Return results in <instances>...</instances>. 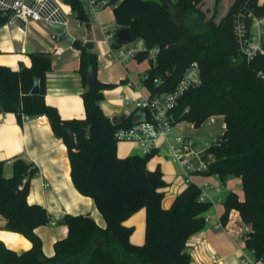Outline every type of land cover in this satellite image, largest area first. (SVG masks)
<instances>
[{
    "label": "trees",
    "instance_id": "obj_1",
    "mask_svg": "<svg viewBox=\"0 0 264 264\" xmlns=\"http://www.w3.org/2000/svg\"><path fill=\"white\" fill-rule=\"evenodd\" d=\"M81 20H88L82 0H63ZM205 0H111L115 21L127 28L133 39L144 38L149 47L160 46L156 64L145 85L152 94L172 91L192 61H198L203 82L188 90L179 100L177 120L188 121L195 128L212 116H222L226 123L220 140L207 149L210 156L206 175L241 178L244 198L229 191L224 200L221 221L225 225L233 209L242 222L250 225L245 242L256 261L264 262V54L248 61L237 47L233 16L244 0H232L221 12L219 0L206 15ZM264 14V3L256 4ZM220 18L217 20V15ZM9 16L0 11V26ZM80 50L79 73L86 89L82 93L84 118L64 119L56 106L46 102V73L52 69L49 51L30 53L31 65L13 68L0 64V101L5 111L14 112L20 124L28 118L46 115L56 136L63 139L71 162V177L76 188L91 196L106 219L100 226L87 214L67 213L62 221L68 235L55 242V253L47 256L35 229L48 223L51 216L38 203L28 201L30 178L37 166L21 157L13 160L11 176L3 175L0 162V214L7 219L5 228L24 234L32 247L22 252L0 239V264H191L185 251L188 239L207 225L205 213L212 201L199 199L201 188L192 182L179 192L171 207L163 206L164 191L150 182L155 175L163 181L160 167L148 168L157 154L118 155V129L133 124L132 112L120 124H114L101 103L104 91L115 87L98 79L89 88L90 68L98 72V53L83 41L72 44ZM116 46L115 43H113ZM146 52L139 59H145ZM154 77L162 82L155 86ZM41 79V92L31 94L35 79ZM189 110L185 112V108ZM148 119V111L140 112ZM79 134L80 148L75 149L70 134ZM145 207L146 233L143 244L131 241L134 226L124 224L133 213Z\"/></svg>",
    "mask_w": 264,
    "mask_h": 264
},
{
    "label": "crops",
    "instance_id": "obj_2",
    "mask_svg": "<svg viewBox=\"0 0 264 264\" xmlns=\"http://www.w3.org/2000/svg\"><path fill=\"white\" fill-rule=\"evenodd\" d=\"M114 7L109 11L113 17L110 14L108 17L106 16L105 9L107 7L102 10L100 14L102 22L107 23L111 17L112 22L115 20ZM33 26L34 24L29 22L25 28L19 21L10 20L0 26V64L13 68H20L23 65L30 66L31 52L25 50L27 45L33 49L32 52H51L53 56L52 69L46 73V102L56 106L64 119L84 118L86 111L82 93L86 87L83 85L82 77L79 73L80 50L71 44L68 47L70 51L67 55H65L67 47L64 46L65 51L62 54L54 55V49H46L35 35L32 29ZM30 37L35 39L39 46L37 43L31 42ZM94 50L96 51L95 48ZM108 50H104L102 53L96 51L98 53V61L102 58L106 59L104 67L98 69V79L106 83L115 84V87L104 91L105 98L101 103V107L111 118L122 113L130 115L135 111V108L133 107L131 111L127 110V106L131 107L134 105H128L126 97L149 93L147 85L141 82V77L143 76H141V71L144 69V74L150 70V62H148V58H145L148 64L142 67L141 63L144 59L141 60L138 57L126 63H120L114 57L108 55ZM129 76L140 83L139 90L128 86L127 80ZM215 118H221L222 124L218 129L214 127L208 129L206 132L208 136L222 134L226 129V123L222 116H212L207 120L213 121ZM189 123L191 124L190 128L183 129L184 131L180 132L195 136L194 131L197 128L194 127L193 123ZM127 143L128 145L118 143L119 156L125 157L134 153L141 154V150L135 143L131 141ZM17 157L33 163L38 169V172L30 178L28 201L43 205L51 216V220L48 223L35 229L42 239L45 255L52 256L55 253V242L68 235L69 228L62 221L63 216L67 213H89L100 226H106V219L98 209L95 200L91 196L82 194L73 183L67 145L62 138L55 135L48 117L40 115L28 118L24 120L23 124H20L16 114L11 111H5L0 101V162H3V175H12L13 160ZM153 165H156L154 169L160 167L165 180L168 172L166 165L169 164L162 158H158ZM180 172H182L181 166ZM212 176L206 174H195L193 176L195 183L199 186L205 182L210 183L209 195L211 198H213L211 195L212 189L215 187L220 189V182ZM235 177L240 188L236 187L235 183L237 181L234 183L233 179L226 180L224 181L225 194L229 191H234L239 195L240 199H243L244 191L241 185V178ZM186 186L182 188L175 185L170 187L169 199L165 203L163 202V206L170 208L176 195ZM218 199L222 202V205L217 204L213 213H205L206 217H208L206 227L193 234L186 243L185 251L191 255L194 264H209L212 256L219 257L223 264H238L241 256L247 255L245 239H237L234 236L240 230L242 224L239 211L233 209L230 212L231 216L227 224L224 225L221 221V215L224 211V199H221V197H218ZM214 200L213 198V203ZM52 221H55V223ZM6 222L7 219L0 214V239L19 253L30 249L33 245L31 240L22 233L6 229ZM124 224L135 227L131 235V241L135 244H143L146 233L145 207L133 213L124 221ZM201 241L204 242L205 250H202V244L199 243ZM192 243H197V246L194 247ZM260 264H264V262L260 261Z\"/></svg>",
    "mask_w": 264,
    "mask_h": 264
},
{
    "label": "built area",
    "instance_id": "obj_3",
    "mask_svg": "<svg viewBox=\"0 0 264 264\" xmlns=\"http://www.w3.org/2000/svg\"><path fill=\"white\" fill-rule=\"evenodd\" d=\"M88 20H81L70 4L63 0H0V11L9 16L10 21H19L25 28L29 22L42 21L47 25L63 24L67 28L71 18H75L78 25L91 24L97 22L105 34V40L109 45L108 55L114 57L120 63H126L136 59L140 54L146 52L150 62V69L156 64L157 56L161 51L160 46L149 47L144 38L131 39L120 46H114L119 25L116 21L115 31H111L109 26L100 20L102 10L110 5L111 0H82ZM254 2L263 4L264 0H244L233 16V32L239 52L250 61L256 56L264 54V14H258ZM56 43L62 41V33L55 29L51 34ZM65 51L62 45H57L54 55H60ZM150 73L146 71L141 77V82L145 84ZM155 86L162 82L160 77H154ZM203 82L202 71L198 61H192L184 70L182 78L176 87L169 92L154 93L149 90L148 94H140L126 97L128 105H134L135 113L148 111L150 116L129 127L118 129L116 135L121 141H131L141 150V154L151 153L153 150H160L166 146L167 155L177 162L182 168V175L188 185L195 182V174H204L209 164L207 149L220 140V134H212L204 141H200L194 135L177 132L175 127L181 122L177 120V107L180 98L190 89L200 86ZM129 87L139 90L140 83L131 76L127 80ZM189 107L185 108V112ZM28 119V116H25ZM161 141V143H160ZM201 201H212L209 195L211 185L205 182L200 185ZM231 214L229 215V217ZM208 221V217H206ZM55 223V221H52ZM218 227V226H217ZM251 227L242 222L240 230L235 233V238L245 239ZM202 244V250L206 247ZM194 247L197 243H192ZM253 253V252H252ZM255 256H241L238 264H256ZM209 264H223L217 256H212Z\"/></svg>",
    "mask_w": 264,
    "mask_h": 264
},
{
    "label": "rangeland",
    "instance_id": "obj_4",
    "mask_svg": "<svg viewBox=\"0 0 264 264\" xmlns=\"http://www.w3.org/2000/svg\"><path fill=\"white\" fill-rule=\"evenodd\" d=\"M213 1L214 0H205L204 4L202 5L203 10L206 12L207 16H210L213 11H214V5H213ZM232 0H219L218 5L220 7L221 12H223L226 8L225 6L228 5V3L230 4ZM114 7V5H110L107 7V9H105L106 12V16L108 17L109 14L112 16L111 12L109 13L110 10H112V8ZM221 14L217 15V20L220 18ZM113 17V16H112ZM112 17L110 19V21H108L106 24L109 26V29L111 31H115V26L116 24H113ZM32 24H34V28L32 27L35 35L38 37V39H40V41L42 42V44L44 45V47L48 50H50L51 48L54 49V47H56L57 45H62L64 47H67L66 50V54L67 55L70 51V49L68 48L71 44L62 40L59 41L58 43L55 42V40L52 38V33L54 31V28L51 25H47L46 23L42 22V21H38V22H32ZM66 31L71 34L75 39L77 40H81V41H86L87 39H89V37L94 41L95 43V49L98 53H102L104 52V50H108V46L107 42L105 40V34L102 30V28L99 26V24L97 22H92L91 24H82V25H78L77 21L75 18H71L69 21V24L66 28ZM31 40V42L33 43H37L35 41V39L33 38H29ZM104 41V42H103ZM37 45L39 46V43H37ZM52 49V50H53ZM149 62V61H148ZM147 60L144 59L142 61V67L146 66L148 64ZM104 64H106V59L102 58L100 61H98V69L101 67H104ZM138 72V71H137ZM144 69L141 71V76L143 75ZM134 106H127V110L131 111V109ZM222 124V119L221 118H215L213 121H209L206 120L201 126L197 128L196 131H194L195 136L200 140V141H204L207 138H209L210 136H208V133H206L208 131V129H210L211 127H214L216 129L220 128V125ZM191 126V124L188 121H182L181 123H179L176 127L175 130L176 131H184L183 129H189ZM194 129V127H193ZM128 141H121L120 144H127ZM161 143V141H160ZM158 158H162L165 162H167L169 165H166L167 168V173H166V178H165V182L166 185L161 187V190L164 191V198H163V202L165 203L169 198L171 189L170 187L172 186H179V188H182L184 186H186L187 184L185 183L184 179H183V173L180 172V166L177 162H175L172 157L167 155V148L166 146H162L158 152V154H155L154 156H152L147 165L150 169H154L156 165H153L155 160ZM218 182H220V189L219 187H215L212 189L211 191V195L212 197L215 199L214 203L212 204L211 209H209L206 213H213L215 212L216 209V205H222V202L219 201L218 197H221V199H224L226 194H225V183L222 180V178L219 175H215L213 174V176ZM229 179H233L234 183L237 181L235 176L229 175L227 176L226 180ZM225 180V181H226ZM236 187L240 188V185L238 183V181L235 183ZM212 198V199H213ZM246 253L249 257H253V253L251 250L246 249ZM256 264H260V261H257Z\"/></svg>",
    "mask_w": 264,
    "mask_h": 264
},
{
    "label": "water",
    "instance_id": "obj_5",
    "mask_svg": "<svg viewBox=\"0 0 264 264\" xmlns=\"http://www.w3.org/2000/svg\"><path fill=\"white\" fill-rule=\"evenodd\" d=\"M52 27L59 33H62V39L70 44H73L74 41L76 40L71 34H69L66 31L65 25L63 24H53ZM132 39V35L129 32V30L127 28H120L119 31L117 32L116 38H115V44L117 46H120L124 43L129 42ZM84 46L88 49H94L95 48V43L94 41L89 37V39H87L86 41L83 42ZM25 50L28 52H32L33 49L30 48L28 45L25 47ZM152 70H148V73H151ZM87 83H88V87L92 88L96 85L97 83V76L95 74V71L90 68L88 76H87ZM41 92V79L40 78H36L35 79V83L33 88L31 89V94H39ZM128 114L127 113H122V114H118L112 117V121L114 124H120L121 122H123L124 120H126L128 118ZM133 123H137L141 120H143V115L142 113L138 112L135 113L133 115ZM70 134L72 135L73 139H74V144H75V149H79L80 148V144H81V140H80V136L78 133H76L74 130H70ZM150 182L156 186V187H161L163 186V181H159L157 179V177L155 175H151L150 176ZM191 264H194V260L191 259Z\"/></svg>",
    "mask_w": 264,
    "mask_h": 264
}]
</instances>
